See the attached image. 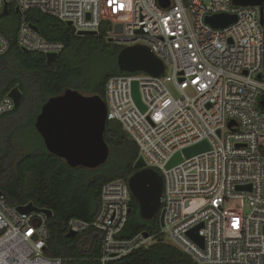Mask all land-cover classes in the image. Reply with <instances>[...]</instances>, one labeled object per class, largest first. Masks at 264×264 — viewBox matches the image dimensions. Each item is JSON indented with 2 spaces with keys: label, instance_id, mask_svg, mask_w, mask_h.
<instances>
[{
  "label": "built area",
  "instance_id": "built-area-1",
  "mask_svg": "<svg viewBox=\"0 0 264 264\" xmlns=\"http://www.w3.org/2000/svg\"><path fill=\"white\" fill-rule=\"evenodd\" d=\"M5 5L18 9L16 42L27 53L57 56L63 50L24 20L29 10L69 22L76 35L98 33L104 24L115 45L147 47L164 72L111 77L102 99L106 122L119 123L145 168L163 178L161 234L195 264H264V3L260 10L231 0H0V14ZM218 14L236 20L212 28L206 18ZM8 48L0 32V56ZM134 83L144 111L133 98ZM13 110L11 98L0 100V117ZM203 141L209 150L183 155ZM176 154L182 161L166 169ZM130 197L126 183L108 182L96 218L67 224V233H101L102 264L151 244L142 234L120 239ZM230 200L240 208L229 206ZM49 217L41 209L19 212L0 191V264H63L44 253Z\"/></svg>",
  "mask_w": 264,
  "mask_h": 264
},
{
  "label": "trees",
  "instance_id": "trees-1",
  "mask_svg": "<svg viewBox=\"0 0 264 264\" xmlns=\"http://www.w3.org/2000/svg\"><path fill=\"white\" fill-rule=\"evenodd\" d=\"M11 14L19 23L21 17L13 5L8 6L5 15ZM23 17L38 29L44 40L62 43L63 50L48 65L45 55L21 51L16 42L17 30L0 29L9 41L8 51L0 56V100L14 87L22 94L19 107L0 117V191L10 205L32 204L50 211L45 256L60 258L63 264H102L101 233L90 229L67 237V224L75 218L87 222L96 218L104 184L114 180L127 184L135 173L137 147L119 123L106 122L104 140L109 153L102 164L104 169L99 172L98 168H71L46 151L34 123L46 101L67 89L103 98L107 80L126 74L119 71L116 63L122 48L110 42L104 24L95 36H78L66 23L37 10H29ZM22 113H29L30 118L23 123L22 119L16 121ZM19 130L26 132V142L19 141ZM35 136L39 144L33 142ZM138 234H147L152 238L151 244L105 264H194L166 241L161 234L159 215L144 221L137 203L130 197L120 239H132Z\"/></svg>",
  "mask_w": 264,
  "mask_h": 264
},
{
  "label": "water",
  "instance_id": "water-1",
  "mask_svg": "<svg viewBox=\"0 0 264 264\" xmlns=\"http://www.w3.org/2000/svg\"><path fill=\"white\" fill-rule=\"evenodd\" d=\"M163 3V0H159ZM236 6H261L264 0H231ZM5 5L0 17L7 13ZM18 13V9H15ZM234 15L218 14L206 18V23L212 28L222 29L235 22ZM260 22L264 24L262 13ZM70 26V23H67ZM32 28L36 31L35 26ZM121 27L117 25L115 32L120 33ZM96 32L78 33V36H95ZM111 42V41H110ZM27 54L26 50H21ZM55 54L45 56L48 65L56 61ZM120 72L136 73L143 72L151 76H160L164 72V66L151 51L145 46H132L122 48L116 58ZM132 95L141 111L137 84L132 87ZM14 103V110L21 103L22 94L18 87H14L7 94ZM264 110V101L259 102ZM106 104L98 95H83L82 93L67 89L60 95L49 98L41 107L34 123V128L41 137L46 151L62 159L71 168L96 169L106 161L109 148L104 140L106 126ZM231 124V123H230ZM209 150L208 144L203 141L183 150L186 158ZM182 161L181 154L174 155L166 165L171 168ZM133 168L135 173L127 180L130 196L135 200L139 209V215L144 221H151L159 215L160 226H163L164 212L161 209V196L163 191V178L155 170L145 168L142 158H137ZM243 188L239 187L238 190ZM250 189V187H248ZM21 213H29L38 210L32 204L18 206ZM50 216V211L43 210ZM198 228L195 229V231ZM264 233V229H263ZM67 237H74L75 233L68 232ZM197 243L201 245V238L190 233ZM148 238L147 234L143 235Z\"/></svg>",
  "mask_w": 264,
  "mask_h": 264
},
{
  "label": "rangeland",
  "instance_id": "rangeland-1",
  "mask_svg": "<svg viewBox=\"0 0 264 264\" xmlns=\"http://www.w3.org/2000/svg\"><path fill=\"white\" fill-rule=\"evenodd\" d=\"M127 20V18H121L119 19V21H125ZM17 26H18V19L16 18L15 15H5L3 17L0 18V29L3 31V30H8V31H15L17 30ZM169 89L170 91L172 92L173 96L174 97H178L179 94L178 92H176L171 86H169ZM83 95H86L87 94H84L82 93ZM19 119H22V123L25 122V121H28L30 118H29V113L25 114V113H22V115L20 117L17 118L16 121H18ZM24 120V121H23ZM19 126L21 127L20 123H19ZM25 133L26 132H23L21 130H19V141L22 143V142H26V137H25ZM38 134V133H37ZM33 142L35 143H40V140L35 136L33 138ZM23 148V146H22ZM24 149H22L23 151ZM21 151V150H20ZM97 169V168H96ZM103 166L102 167H98V170L99 172H101L103 170ZM229 206H233V207H236V208H240V202L239 201H236V200H230V204ZM244 212L247 213L248 212V206L245 205L244 206ZM161 227V226H160ZM168 241V240H166ZM195 264V262H193Z\"/></svg>",
  "mask_w": 264,
  "mask_h": 264
}]
</instances>
